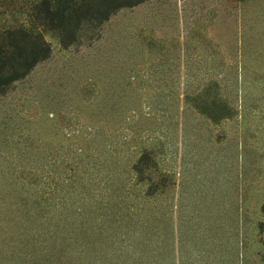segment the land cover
I'll use <instances>...</instances> for the list:
<instances>
[{"label": "rangeland", "instance_id": "374dc122", "mask_svg": "<svg viewBox=\"0 0 264 264\" xmlns=\"http://www.w3.org/2000/svg\"><path fill=\"white\" fill-rule=\"evenodd\" d=\"M38 1L0 0L51 47L0 95V264H54L30 207L61 198L84 264H264V0H146L68 47Z\"/></svg>", "mask_w": 264, "mask_h": 264}, {"label": "trees", "instance_id": "16d2710c", "mask_svg": "<svg viewBox=\"0 0 264 264\" xmlns=\"http://www.w3.org/2000/svg\"><path fill=\"white\" fill-rule=\"evenodd\" d=\"M144 1L146 0H40L34 4L33 10L34 17L41 22L44 30L55 33L60 44L63 47H68L77 41L84 26L100 25L118 10L134 7ZM50 52V44L45 40L42 31L36 32L33 28L25 27L0 29V95L4 94L14 82L24 78L39 62L47 59ZM25 191L30 193L26 192L23 199L32 202L33 197H29L31 190L28 188ZM57 203L62 204L59 212L57 211L58 219L53 221V216L49 217L47 219L48 228L41 220L47 218L48 215V209L45 207L31 206L30 210L37 213V219L31 221H40L39 224H36L39 225L40 231H43V235L45 234L44 230H50L51 237L54 236L52 239H48L46 245L44 244L46 251L52 253L54 264H84V259H86L85 236L82 235L81 238H78L81 240L80 245L83 246V249L76 252L75 245L73 246L74 235L73 237L70 235L73 238L70 240L65 222L76 212L77 208H72L68 202H63V198ZM51 205L53 206L49 209L54 208L56 203L53 202L46 206ZM2 212L3 208H0V217L5 215ZM77 213L83 215L79 223L81 232H83L86 224L84 206H80ZM24 214L28 215L29 212ZM31 221H29L30 224ZM0 234L2 233L0 232ZM44 239L47 238L44 237ZM37 251L39 256L41 251L38 249ZM0 254V263L4 260L11 261L10 258L3 256L1 251ZM34 259L40 264L44 263L38 257H34ZM20 264L25 263L20 262Z\"/></svg>", "mask_w": 264, "mask_h": 264}]
</instances>
